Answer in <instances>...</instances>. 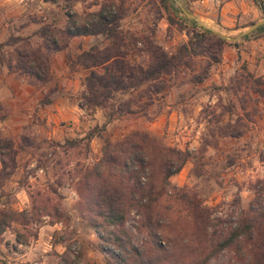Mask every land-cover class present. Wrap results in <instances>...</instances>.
I'll list each match as a JSON object with an SVG mask.
<instances>
[{
  "label": "rangeland",
  "instance_id": "374dc122",
  "mask_svg": "<svg viewBox=\"0 0 264 264\" xmlns=\"http://www.w3.org/2000/svg\"><path fill=\"white\" fill-rule=\"evenodd\" d=\"M260 1L262 11L239 0L242 8L225 18L220 15L224 0H0V79L12 73L36 90L26 100L0 85V264H59L65 252L70 259L80 253L78 264H114L112 246L101 242L88 223L82 176L100 157L104 139L114 141L132 130L189 151L169 181L196 193L212 216L248 217L256 197L264 213V28L235 41L222 38L219 47L208 37L205 50L163 75V90L152 91L147 84L111 92L103 104L80 107L77 120L61 122V132L45 123L41 111L56 91L51 75L37 80L25 73L17 54L49 55L48 38L61 43L60 31L73 25L68 17L79 25V18L90 13L87 8L104 7L116 15L110 25L122 38L115 51L145 66L147 40L173 54L200 31L185 21L177 2L213 33L233 37L263 17ZM103 37L108 42L92 51L95 60L110 52L114 38ZM74 58L92 64L83 53ZM85 96L84 87L77 102ZM134 217L132 211L124 227L137 245L141 234L132 227ZM228 255L219 251L207 264H226Z\"/></svg>",
  "mask_w": 264,
  "mask_h": 264
},
{
  "label": "trees",
  "instance_id": "16d2710c",
  "mask_svg": "<svg viewBox=\"0 0 264 264\" xmlns=\"http://www.w3.org/2000/svg\"><path fill=\"white\" fill-rule=\"evenodd\" d=\"M253 1L262 11L261 1ZM68 18L73 25L60 31L64 34L61 43L54 36L48 38L51 50L62 48L75 35L102 34L114 38L107 47L110 52L101 53L100 60L94 59V46L83 52L92 59V66L111 60L99 69L89 70L84 83L88 96L78 103L80 107L86 103L103 104L111 92L124 93L142 85L148 84L147 89L155 92L163 90V75L179 64L186 66L185 57L205 50L202 44H206L208 37L214 38L218 47L223 42L219 35L204 28L192 32L173 54L147 40L149 61L143 66L124 60L115 51L122 38L110 25L116 15L110 14L108 8L101 7L79 18V25L72 16ZM263 28L261 25L255 29ZM17 54L22 71L37 80L49 79V55L39 50ZM207 56L210 61H217L214 55L207 53ZM204 77L205 73L197 76L196 81ZM65 142L69 146L74 144L72 140ZM188 156L189 151L166 146L143 130H132L114 141L103 140L100 157L82 176L86 192L81 199L90 207L89 225L101 242L112 246L114 264H207L222 250L231 252L226 264H264V213H260L257 205L260 198L251 201L248 217L223 220L212 216L211 209L196 193L169 181ZM132 211L135 212L132 227L141 234L137 245L132 233L124 227ZM69 254L59 256V264H78L82 260L80 253L73 259Z\"/></svg>",
  "mask_w": 264,
  "mask_h": 264
},
{
  "label": "crops",
  "instance_id": "0c3cea01",
  "mask_svg": "<svg viewBox=\"0 0 264 264\" xmlns=\"http://www.w3.org/2000/svg\"><path fill=\"white\" fill-rule=\"evenodd\" d=\"M239 0H224L220 7V15L228 17L226 14H237L239 8H242V3ZM249 6L257 4L253 0H248ZM90 12H96L97 9L93 7L87 8ZM207 13V12H206ZM104 39L102 34H90V35H75L68 39L65 46L58 50H52L48 56L49 58V71L51 75V85L56 87V91L50 97L49 101L44 103L43 115L45 114V123L51 125L52 130L61 132L62 127L60 123L65 120H77L81 114V108L78 105L76 99L77 92L84 90V83L86 75L89 70L99 69L101 65L108 63L111 58L99 64L98 66H92L91 64H84L82 61H74V57H78L83 52L89 51L92 46L94 49L101 48L108 42V39ZM100 42V43H99ZM125 56V55H124ZM129 59V57H124ZM12 73L4 76L0 79L2 82L0 85L6 86L7 90L10 89L14 96L25 97L26 100L31 99L36 91L35 86L29 83H21L18 79H14ZM6 77V78H5ZM50 77V76H49ZM22 92H19L18 89ZM54 132V131H53Z\"/></svg>",
  "mask_w": 264,
  "mask_h": 264
},
{
  "label": "water",
  "instance_id": "95a60500",
  "mask_svg": "<svg viewBox=\"0 0 264 264\" xmlns=\"http://www.w3.org/2000/svg\"><path fill=\"white\" fill-rule=\"evenodd\" d=\"M177 5L179 7V9L181 10V12L184 14V16L191 22H193L195 25H197L198 27H201V28H204V29H208V30H211V28L203 25L202 23L198 22L196 20V18L191 14V13H188L187 11L184 10V8L182 6L179 5V3L177 2ZM264 24V15L263 17L258 20V21H255L253 23H251L246 29L240 31L238 34H236L235 36L233 37H228V36H225L223 34H219V36L223 39H227L229 41H235L237 38H239L240 36L248 33L249 31L257 28L258 26H261ZM212 31V30H211ZM213 32V31H212Z\"/></svg>",
  "mask_w": 264,
  "mask_h": 264
}]
</instances>
